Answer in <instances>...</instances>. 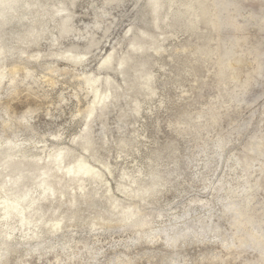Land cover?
Listing matches in <instances>:
<instances>
[{"label":"rangeland","instance_id":"obj_1","mask_svg":"<svg viewBox=\"0 0 264 264\" xmlns=\"http://www.w3.org/2000/svg\"><path fill=\"white\" fill-rule=\"evenodd\" d=\"M14 1L5 18L17 17L0 27V151L14 148L11 171H33L66 148L63 166L84 159L100 179L44 205L40 214L51 221L32 231L0 221V264H96L105 255L112 264H264V0H160L156 20L151 0ZM30 3L36 14L23 10ZM64 7L70 31L61 35L51 12ZM136 46L144 50L132 52ZM67 50L81 62L67 61ZM109 54L118 66L128 58L123 82L100 68ZM92 78H101L99 98L110 97L90 124L89 151L78 140L95 100ZM26 100L51 108L33 114ZM209 131L226 147L239 146L237 179L210 207L185 213L186 200L174 204L162 192L179 183ZM76 192L82 199L70 206ZM109 197L137 214L111 216ZM59 216L61 230L51 233ZM189 229L200 235L195 248L144 243L148 234Z\"/></svg>","mask_w":264,"mask_h":264},{"label":"bare ground","instance_id":"obj_2","mask_svg":"<svg viewBox=\"0 0 264 264\" xmlns=\"http://www.w3.org/2000/svg\"><path fill=\"white\" fill-rule=\"evenodd\" d=\"M5 2L8 3L10 5V7L8 9H4L3 7H0V27H3L5 25H7L6 24L7 20L10 21V20L14 19L15 17H17V15H15L12 12L13 15L11 16V18H8V19L5 18L6 17V13L12 8V4H14L15 1L14 0H12V1L1 0L0 4H3ZM151 2L153 4V9H154L153 10V15H155L154 18L156 20V12H158L160 7H162V3H161L160 0H151ZM35 8H36L35 3H30V4L27 5L26 9H23V10L24 11H28L29 13H32V14H36L34 12L36 10ZM51 15H55V16H59L60 17V24L61 25H60L59 33L61 35L66 34V33H68L70 31V20H71L70 17H71V14H70V9L68 7H66V8L64 7L63 9H54L53 12H51ZM151 40H154V38L151 39ZM131 45H133V47H134V44H131ZM132 50H133L132 52H139V51L142 52L144 50V47H142V46H138L137 47L136 46L134 49L132 48ZM65 54H66L65 58H66L67 61H74L75 63H77V61L81 62L80 60L82 58V55L73 54V52L69 51V50H67ZM104 60L105 61L101 65L100 68L101 69L102 68L109 69L110 66H111L112 55L109 54L108 57L106 59H104ZM122 63H123V66H124V64H125V66H127L128 58H122V60L118 63L120 67H122ZM140 67L142 68V66H140ZM139 70H141V69H139ZM142 70L140 71L141 74H142V75L140 74L141 78L146 74L145 73L143 75ZM125 76H127V75L125 74ZM135 76L137 77L139 75H135ZM146 76H147V74H146ZM95 78H98V77H95ZM95 78H92V79H89V80L87 79V82L86 81L85 82L88 83L90 89L94 88V90L91 89V91L93 90V92H95V96H94L95 98L94 99L97 100V101L95 103V100H93L92 106L88 109V113H86L87 114V118H89L90 120L88 122H86V124L84 125L85 129L83 130L82 134L80 135L79 140L77 138H75L78 141L85 142V143H82L83 144L82 146H84L83 148H85L86 150L88 149L89 151H90V149H93V148H90L89 145H88V143L91 141L89 136H88L89 135L90 124L93 121L98 120V118H100L101 114L98 113V110L103 112L104 109L107 108V105L109 103L108 99L110 97V95H109L110 92H109L108 95H104V96L102 95L103 97L99 98L98 91H97L98 88L96 89V87H94V85L98 84V82L100 81L101 78L99 79V81L97 79H95ZM106 78L104 77V79H106ZM85 79H86V77H85ZM138 79H139V77H138ZM142 79H140V80L142 81ZM148 79H149V77H147V80ZM111 82L112 81H111L110 78H108L107 82H105L106 85L108 84V88H109V85H111ZM142 82H144V81H142ZM145 82H147L146 79H145ZM138 84H139V82H138ZM142 84L143 83H141V85ZM147 84H149V83L147 82ZM142 86H144V85H142ZM149 86H146V87L149 88ZM130 87L133 88V85L130 86ZM143 91H144V89H143ZM148 92H150V90ZM99 93H101L100 90H99ZM130 97L133 98L134 97L133 94L130 95ZM136 99L137 98H135V97L133 98L134 101H137ZM26 102H27V105H30V101L29 100H26ZM131 103H135V102H131ZM136 104H138V103H136ZM132 106L133 105L131 104V107ZM136 106L134 107V109L136 108ZM135 111H137V110L135 109ZM86 114H85V116H86ZM76 140H74V142ZM90 146H91V144H90ZM13 150H14V148H12V147H6V148H4V149H2L0 151V193L3 192V194H4V196L0 195V212H1L0 221L2 222L3 225H6V223L8 221H10V220H13V221L15 220L18 223V225H19V228H18L19 230L26 231L28 229L29 231H32L30 229H32V228L36 229L39 224L44 223V222L47 223L48 222L47 220L51 221V219H48V216H46L47 219H45L43 214H40V210H41L42 207H44V205H46L47 203L50 204L51 200H52V203H53V200H55V199L60 200V202H61V199L63 201L66 198V192L68 191V189H70L72 191V193L75 192V191L78 192L79 190L81 192H83L84 190L87 189V187L85 189V185H84L87 180H89V181H93V180L97 181L98 179H100V173L94 171L93 170L94 168L89 167L84 159H82V162H79L78 160H76L77 162H76V164L74 166L71 165V164H69V165L67 164V165L63 166L62 164H63L64 154H65L66 148L57 149L56 152L53 155H50L48 157L49 161L47 163H50L49 165H52L53 168H50L49 165L46 164L42 168L37 169V170L35 169L33 171H28V170L11 171L10 168H9V164L12 161V155H9V154ZM89 153H91L90 155L92 156L93 152H89ZM96 153L98 154V152L95 151L94 155ZM106 156H107V154H106ZM94 157H96V156H93V158ZM94 159H96V158H94ZM97 160H98V157H97L96 161ZM83 161H85V162H83ZM99 161H101V160H99ZM26 175H28V177H26ZM6 180H8V181H6ZM7 183H10V185H7ZM94 183L95 182H93V184ZM91 186H96V185H91ZM46 188L48 189V191H46ZM17 191H20V193H22V194H20V196H19V194H17ZM35 192H39V195H38L39 197H38L37 200L34 199L33 195H32ZM77 192L75 194H73V195H70L69 196V200L67 199V201H68L70 206H73V205L75 206L76 203L82 199L81 198L80 200H77L78 196L77 197L75 196V195H78ZM84 192H87V191H84ZM68 194H67V196H68ZM91 195H92V192H91ZM85 196H86V194L84 195V197ZM91 197L93 198V196H91ZM109 199H110V204L109 205H110V209H111V210L109 209L110 210L109 214L111 216L115 215L116 217H120L122 215H127L129 218L133 219L134 216L137 214L136 213L137 209H136V207L134 205H131V204L130 205H126L124 203L126 205L125 206V205L117 204L116 200H114L113 198L109 197ZM94 201L95 200H93V202ZM85 202H87V204H91L90 201H89L90 203L88 201H85ZM58 203H59V201H58ZM60 204L61 203H59V205ZM83 204H85V203L83 202ZM56 207L54 206V208H56ZM45 211H47V210H45ZM54 211H55V209H54ZM58 211H56V212H58ZM61 211L62 210H60L59 212H61ZM47 212L49 214V211H47ZM45 214H47V213H45ZM54 214H55V212H54ZM58 214H60V213H57V215ZM52 216H53V214H52ZM102 216H103V214H102ZM102 216H101V218H102ZM51 217H49V218H51ZM61 219L62 218L60 217L59 219L55 220L56 222H55L54 225H53V223H54V219H53L52 226H54V230L50 231L51 233L57 232L60 229V226H61L60 223L63 220V219L62 220ZM67 219L69 220L68 217H67ZM55 225H59V227H55ZM46 226L47 225H45V227ZM45 231L47 232L48 230H45ZM47 233L45 235H47ZM32 234H33V236H36L35 233H32ZM36 234H37V232H36ZM24 236L26 237L27 235L25 234V235H23V237Z\"/></svg>","mask_w":264,"mask_h":264},{"label":"clouds","instance_id":"obj_3","mask_svg":"<svg viewBox=\"0 0 264 264\" xmlns=\"http://www.w3.org/2000/svg\"><path fill=\"white\" fill-rule=\"evenodd\" d=\"M0 7L8 9L10 5L5 2L0 4ZM125 67V64L123 67L118 66L114 57L109 73L123 82L126 79ZM28 108L33 114L37 112L43 113L46 108L50 109L51 105L46 104L43 108L36 107L35 109L28 105ZM238 147V145L232 144L231 147H226L218 138H214V134L209 131L204 138L203 147L197 149V154L188 160L186 166L181 168V175L178 177L179 183H175L174 186H167L162 195L174 204H184L186 200L187 204L184 205L185 213H188L194 204L210 207L211 202L216 200L220 193L229 189L231 184L237 179L235 176L237 168H233L232 164ZM229 153L233 155H229ZM178 156L183 157V150L178 153ZM225 158H227V163H224ZM193 194H197L198 198L192 199ZM217 203H221V201L217 200ZM161 218L160 215L157 216V219ZM199 242L200 235L191 229L175 235L167 232L148 234L144 239L145 244H151L154 248L161 250H166L182 243H191V246L195 248ZM96 264H112V262L105 255L104 258L96 261ZM149 264H156V262L150 260ZM190 264H205V261L200 258L191 261Z\"/></svg>","mask_w":264,"mask_h":264},{"label":"snow or ice","instance_id":"obj_4","mask_svg":"<svg viewBox=\"0 0 264 264\" xmlns=\"http://www.w3.org/2000/svg\"><path fill=\"white\" fill-rule=\"evenodd\" d=\"M122 67H123V63H122ZM46 187V186H45ZM46 191H48V189L46 188ZM55 227H59V225H55Z\"/></svg>","mask_w":264,"mask_h":264}]
</instances>
